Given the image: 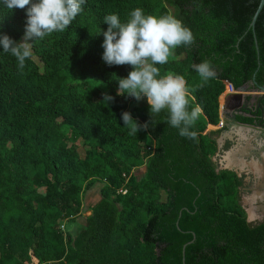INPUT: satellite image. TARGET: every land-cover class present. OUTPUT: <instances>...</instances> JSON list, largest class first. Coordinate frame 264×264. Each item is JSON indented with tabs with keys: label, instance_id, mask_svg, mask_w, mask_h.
Listing matches in <instances>:
<instances>
[{
	"label": "trees",
	"instance_id": "obj_1",
	"mask_svg": "<svg viewBox=\"0 0 264 264\" xmlns=\"http://www.w3.org/2000/svg\"><path fill=\"white\" fill-rule=\"evenodd\" d=\"M259 4L87 0L67 29L33 42L23 70L0 53V264H182L191 241L184 264H264V222H247L240 179L217 171L218 132H207L234 90L264 88V8L251 29ZM137 7L173 15L192 32L193 42L157 67L182 75L195 97L189 110L202 109L194 137L168 125L166 111L130 109L137 100L118 95L117 80L131 66L101 58L103 17L124 21ZM24 24L23 9L0 8V31L17 42ZM204 61L214 72L207 81L195 70ZM104 94L113 97L107 105ZM124 111L147 124L137 136L123 126ZM98 183L101 199L83 231L63 232Z\"/></svg>",
	"mask_w": 264,
	"mask_h": 264
},
{
	"label": "clouds",
	"instance_id": "obj_2",
	"mask_svg": "<svg viewBox=\"0 0 264 264\" xmlns=\"http://www.w3.org/2000/svg\"><path fill=\"white\" fill-rule=\"evenodd\" d=\"M87 0H0V8L12 12L25 11L23 39L15 41L0 31V53L10 54L23 70L32 55L35 40L43 39L53 32L67 29L83 11ZM107 29L102 32V60L107 65H130L131 71L118 78V95L130 96L137 101L146 98L150 114L167 113V123L178 129L179 135L194 137L190 129L201 115L199 105L189 110L191 96L182 75H161L157 65L168 63L174 50L181 45H190L193 35L180 19L173 15L146 14L143 8L130 11L122 21L118 13L103 17ZM101 34V32H99ZM200 77L207 81L214 72L210 63L204 61L195 66ZM113 97L103 95L100 103L107 105ZM123 126H130V134L136 135L147 124L139 125L131 113H121Z\"/></svg>",
	"mask_w": 264,
	"mask_h": 264
},
{
	"label": "crops",
	"instance_id": "obj_3",
	"mask_svg": "<svg viewBox=\"0 0 264 264\" xmlns=\"http://www.w3.org/2000/svg\"><path fill=\"white\" fill-rule=\"evenodd\" d=\"M235 94L233 92L228 97ZM208 129L211 130H207L208 133L218 132L215 136L217 151L211 158L217 171L234 172L241 179L243 185L250 186L249 199L247 198L245 201L246 198L240 197L242 207L247 217L249 211L246 210V207L249 205L252 210V219L257 222L264 219V205L262 204L264 203V152L260 151L264 146V139L260 137V132L234 126L223 130L220 125L209 126ZM227 144L233 146L230 148L226 146ZM246 178H249V181Z\"/></svg>",
	"mask_w": 264,
	"mask_h": 264
},
{
	"label": "rangeland",
	"instance_id": "obj_4",
	"mask_svg": "<svg viewBox=\"0 0 264 264\" xmlns=\"http://www.w3.org/2000/svg\"><path fill=\"white\" fill-rule=\"evenodd\" d=\"M245 91H248V89H246ZM255 92L256 91L248 92V95L254 96V95H256ZM243 97H244L243 95L238 96V94H235V95H232V96L226 98L225 107H223L222 109L220 108V123L222 122V120H223L222 118H224L225 113H228L232 108L236 107L242 101ZM145 103H147L146 98H143L137 102L131 103L130 109H132L138 105H143ZM208 130L211 131L210 129H208ZM226 146L231 148L233 145L227 144ZM79 154L81 157H84L83 150H79ZM143 174H144L143 169L135 171V176L138 179L142 178ZM246 180L249 181V178H246ZM102 187H103V185L98 183L91 190L87 191L83 195L81 214L75 220L64 221L62 223V226H61L63 232L70 234L72 237H76L77 234H79L81 231H83V229L86 226V223H85L86 219L91 216V212L89 210L93 206H95L97 203L100 202V199H101L100 191H101ZM249 189H250V186L249 185H247V186L243 185V182H242L241 186L239 187V190H238L239 198L242 196L243 198H246L245 201L247 200V198L249 199V197H250ZM240 202H241V199H240ZM246 210L249 211V216L247 217V222L249 224L254 225V224H258V223L263 221V219H262V220H259L257 222L255 219H252V217H251L252 210H251V208H249V205L246 207Z\"/></svg>",
	"mask_w": 264,
	"mask_h": 264
},
{
	"label": "flooded vegetation",
	"instance_id": "obj_5",
	"mask_svg": "<svg viewBox=\"0 0 264 264\" xmlns=\"http://www.w3.org/2000/svg\"><path fill=\"white\" fill-rule=\"evenodd\" d=\"M258 91V90H257ZM264 99L260 100L258 95H247L242 98V101L234 108H232L228 113H225L224 119L225 122H223L222 129L227 130L230 127H233L231 124V118L236 117V121L241 124L245 125H254L258 126L262 125L264 126V107L262 106V102ZM259 104V106H258ZM225 107V106H224ZM252 120L251 124L243 123L240 120ZM260 132V137L264 139V129L263 131H260V129H257L256 131ZM261 152H264V146L260 150ZM240 179V178H239ZM241 182V179H240ZM264 205V203H262ZM262 220V219H261ZM264 222V219L263 221ZM260 222V223H262Z\"/></svg>",
	"mask_w": 264,
	"mask_h": 264
},
{
	"label": "water",
	"instance_id": "obj_6",
	"mask_svg": "<svg viewBox=\"0 0 264 264\" xmlns=\"http://www.w3.org/2000/svg\"><path fill=\"white\" fill-rule=\"evenodd\" d=\"M263 8H264V0H260L259 7H258V9H257V11H256V13H255V15L253 17V19H252V23H251V29L252 30L254 29L255 23L257 21V18L259 16V14L261 13V11L263 10ZM246 89H247L246 87H243V88L238 89L237 91L236 90H234V91L236 92V94H238V96H242L243 95L245 97V96L248 95V91H245ZM255 93H256V96L258 95V97L260 98V100L264 99V88L258 89V91H256ZM258 106H259V104H258ZM222 119H223L222 122H225V119L224 118H222ZM231 124L234 127H246V128L253 129V130L260 129V131H263V129H264V126H262V125H259V127L258 126L256 127L254 125H245V124L238 123L236 121V117L235 116L231 118ZM192 243H193V241H191L187 245H190ZM187 245H185L183 247V249H182V255H183L182 264H184V255H185V249H186Z\"/></svg>",
	"mask_w": 264,
	"mask_h": 264
},
{
	"label": "built area",
	"instance_id": "obj_7",
	"mask_svg": "<svg viewBox=\"0 0 264 264\" xmlns=\"http://www.w3.org/2000/svg\"><path fill=\"white\" fill-rule=\"evenodd\" d=\"M222 125H223V122L220 123V126H222ZM125 193H126V192H125Z\"/></svg>",
	"mask_w": 264,
	"mask_h": 264
},
{
	"label": "bare ground",
	"instance_id": "obj_8",
	"mask_svg": "<svg viewBox=\"0 0 264 264\" xmlns=\"http://www.w3.org/2000/svg\"><path fill=\"white\" fill-rule=\"evenodd\" d=\"M248 132V131H247ZM242 135V134H241ZM252 141V140H251ZM251 150V149H250ZM263 195V194H262ZM262 198H263V196H262ZM264 199V198H263ZM251 202V201H250Z\"/></svg>",
	"mask_w": 264,
	"mask_h": 264
}]
</instances>
